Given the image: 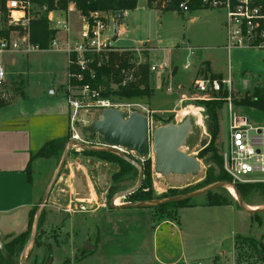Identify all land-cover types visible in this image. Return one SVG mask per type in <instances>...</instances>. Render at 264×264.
<instances>
[{"label": "rangeland", "instance_id": "rangeland-1", "mask_svg": "<svg viewBox=\"0 0 264 264\" xmlns=\"http://www.w3.org/2000/svg\"><path fill=\"white\" fill-rule=\"evenodd\" d=\"M163 2L164 6H167L170 0H163ZM33 10L38 11V9L35 8ZM193 17L196 18L195 21H191ZM224 19L225 13L222 10L206 8L195 9L186 13H180L178 11L161 12L154 9L150 10L147 7L146 0H137L136 10L128 12V15L121 21L122 27L124 28L121 30L119 29L120 31L118 32L116 46L119 47L116 48L117 50L112 54L118 57H126L127 63L131 65V69L127 71L123 70L121 75L133 74V81L129 83L133 84L137 81V77L132 72L136 70L137 67L145 63L150 67L155 66L156 70L153 73H150V71L148 72V74L150 73V87L153 91L150 97H139L126 100L114 95V93L118 91L119 84L112 83L108 88L109 94L102 98L109 99L110 102L116 106L114 108L121 111L131 109V112H140L147 116L149 118L150 139L152 138L153 131L157 127L167 124H180L189 116L191 129L183 146V151L194 156L201 164V172L198 177H162L152 172V163L154 160L153 153H150L149 157L145 159H139L134 153L125 154L133 159L137 166L142 168L143 172L146 162L148 161L151 163V179L148 180L143 176L142 181L148 185V189L143 191H147L149 193L148 196L152 200H165L179 195L198 192L206 188L198 189L197 185L205 179V173L209 168H213L215 174L218 173L215 165L208 161L211 156L210 153L205 154L202 159L197 157L199 152L202 150L204 151L210 144L212 135L207 113L203 107L199 105V101L204 100H195V96H198L197 98L202 96L201 94H197L193 88V82L196 78H200L199 76H201V78H220V76L216 74H222V76L226 78L230 62L232 67L231 91L233 101H240L245 95L251 94L255 86L264 87V52L256 51L262 55L261 60H259L262 68L259 67L257 58L250 56L253 52H249V50H235L232 54L229 53V57L227 51L222 48L225 41ZM74 21L73 19L74 24H79L77 21ZM136 40L141 41V43H136ZM144 43L147 44V52L141 45ZM136 46L140 51L139 53L134 51V48H127ZM187 48L193 49L194 53L192 57L188 59L190 62L189 68L184 69V64L187 60L186 56L188 55ZM34 55H42V53L35 52L29 55L15 56L16 58H22L21 61L19 60L18 69H16L18 63L15 59H12L9 54L4 55L6 57L3 56L5 58V67L11 70L9 73L10 78H7L5 85L6 100L2 101L4 106L9 105L18 97H24L25 84H27L26 82L28 81H30V83L39 81L43 89L48 88V75L46 72L47 69L45 68V65L47 66L46 61L42 62L44 67H41L43 71L41 75L34 74V72L30 75L26 74V70L29 69L28 59L32 58ZM43 55L47 57L58 54L48 51L44 52ZM204 63L209 65L210 72L206 70L208 66H204ZM116 65H118L117 62ZM31 66H33L32 63ZM23 68L25 71L24 74H22ZM115 68H117V66H115ZM197 70H199L198 73ZM167 75H169V77H166ZM164 77L166 78L163 80ZM169 87L171 88V92L167 91ZM49 88H53V86ZM97 90L100 92V95L105 91L103 88ZM63 92L66 93V89ZM182 94L187 95V100L183 102L181 110L179 109L180 105L178 104V100ZM134 105H140L144 109L142 110L137 107L133 108ZM174 106L177 108V112L172 114H154L150 111H169L172 110ZM186 111L191 113L184 114ZM100 112L101 111H97L96 108H90L88 111L84 109L80 110L79 122L73 127L78 137L76 140H72L73 131L71 124H69L68 134L63 137L64 139L66 138V142L63 149L59 151L58 156L55 158V170L65 148L73 141L82 143L90 148L101 147L103 150L108 149L107 146H104L98 135L84 133L82 131V127L89 125L92 121L97 119ZM192 112L196 114H192ZM234 112L245 116L247 123L251 127H264V114L261 112L236 106L234 107ZM217 116L218 135L214 141V147L221 156L223 146H225L224 143L227 138L229 124V113L225 103L217 110ZM120 172L121 165L98 156L88 155L79 146L73 147L69 151L63 169L42 209L44 216L38 237L40 247L33 248L30 257L25 259V263L32 264L35 261L37 264L41 262H45V264H64L65 262L62 263L61 261L63 256L58 257L57 253L55 254L58 243L68 245L69 241V239L65 237V234L61 235L60 233L61 236H59V226L61 222L66 217L81 214L88 215L101 206L109 209L111 199L117 193L133 188L138 180V171L136 169L134 171H127L124 175ZM74 180L76 182L81 181L82 187H80V190H83V195H91L90 201L73 198L72 195L75 192L73 186ZM83 187L85 188L83 189ZM218 190L224 198L233 203H237V200L233 199L225 189ZM117 199L119 205H124L134 200L133 197L129 196L125 198L117 197ZM208 200L206 196H202L190 200L188 204H205ZM246 204L259 208L264 206V197L257 192H253L248 196L245 205ZM81 207H83L84 210H81ZM177 208L178 207L174 205L160 210L155 208V216L159 217L165 215L170 217L174 215ZM66 210H70V213ZM178 214L182 224L185 225L189 222L190 217L184 211H180ZM260 220L264 224V215H261ZM31 235L32 228L29 237L25 240L24 246L30 240ZM92 241L93 238L91 239V242ZM30 246L32 249L33 243ZM90 247L92 246L90 245ZM245 247L247 250H253V247L248 243L244 244V248ZM254 250H256L257 253L255 252L252 254L254 256L253 260L256 261L255 263H260L262 252L256 248ZM0 251H4L3 248L0 249ZM81 253L82 251L78 250L74 255ZM20 255L21 252L18 253L16 257H13V264L14 262L20 264ZM67 255L68 257L70 256L69 252H67L66 256ZM53 259H55L54 263ZM83 260L84 259H79L77 263L89 264L87 261L81 262ZM73 261L76 262V260Z\"/></svg>", "mask_w": 264, "mask_h": 264}, {"label": "crops", "instance_id": "crops-1", "mask_svg": "<svg viewBox=\"0 0 264 264\" xmlns=\"http://www.w3.org/2000/svg\"><path fill=\"white\" fill-rule=\"evenodd\" d=\"M149 9L157 10L154 7ZM59 15L63 14L59 12ZM68 17L73 30L77 31L79 24H74L73 19L79 23V13H70ZM195 19L193 17L191 21ZM122 28L124 27L121 23L120 30ZM135 42L141 43L139 40ZM141 45L147 52V44ZM222 48L227 51L225 41ZM235 50L238 49L229 53L232 54ZM48 51H38L42 55H34L28 59L29 69L26 70L28 75L33 72L41 75L42 62L46 61L48 88L43 89L39 81H28L23 98L18 97L9 105L0 108V239L3 247L11 239L28 230L30 212L35 207L38 208L55 172V158L31 160V156L46 142L61 139L68 134L70 110L63 92L67 85V59L65 54L59 52H54L58 55L45 57L43 53ZM249 52H253L250 56L257 58L258 65L262 68L259 63L262 55L256 51ZM229 53L227 52L230 57ZM9 56L18 63V69L22 58H16V54ZM4 57L2 62L5 66ZM205 65L208 66L206 70L210 72L209 65L204 63ZM10 71L6 68L8 79ZM227 71L232 81L230 62ZM24 73L23 68L22 74ZM216 75L221 79L228 78V75L226 78L222 74ZM52 86L53 88H49ZM50 90L54 91L53 96L48 95ZM186 100L185 94L179 97V109L182 110V104ZM150 111L154 114H172L177 112V108L174 106L169 111ZM29 164L31 181L25 171ZM73 186L74 199L91 200V195H83V190H80L81 181L74 180ZM180 211L190 217L185 225L180 222ZM175 219L176 221L155 218L153 211L148 208L108 209L101 206L88 215L81 214L63 219L59 226V236L65 234L69 241L68 245L58 243L55 254L57 253L58 257L63 256L62 263L67 261L68 264L80 263H77L79 254L74 255L78 250L90 252L81 261H87L89 264H237L238 260L240 264H247L256 262L252 255L254 251L240 247L237 237L254 239L264 246V224L260 226L252 214L241 211L235 204H192L178 209ZM95 233L97 242L93 247L91 239ZM67 252L69 257L66 256ZM261 261L263 262L264 258L260 263Z\"/></svg>", "mask_w": 264, "mask_h": 264}, {"label": "built area", "instance_id": "built-area-1", "mask_svg": "<svg viewBox=\"0 0 264 264\" xmlns=\"http://www.w3.org/2000/svg\"><path fill=\"white\" fill-rule=\"evenodd\" d=\"M33 1L6 0L4 6L0 4V101L6 100L7 72L2 62L4 55L22 56L48 50L65 54L67 69L75 67L77 70L75 74L67 73L66 93H64L70 110L69 124L73 131L72 140H76L78 137L73 127L79 122L80 110L88 111L90 108H96L97 111H101L116 107L109 99L102 98L100 92L93 90L90 84L84 83V73L87 72L90 81H93L95 76L90 67L93 63L91 58L95 57L96 66L100 67L108 62V55L117 50L118 47L114 44L117 41L121 21L128 15V11L121 12V19L118 18L117 13L111 11H94L87 16H82L76 10V0H68L66 10L47 13L49 27L55 31V36L48 50H40L30 43L29 24L35 13ZM158 1H161L163 8L166 7L163 0ZM190 1L184 0L179 3L180 13L190 11ZM199 1L203 9L224 11L225 47L228 53L233 49L264 52V0ZM59 12L63 15L60 16ZM74 12L79 13L77 31L73 30L68 17ZM134 51L140 52L137 47ZM193 53V49L189 48L184 69L189 68L188 59ZM155 70V66L150 67V72ZM132 81V74L124 75L119 87H126ZM193 88L197 94L202 95V98L195 96V100H222L227 105L228 133L221 158L223 171L231 179V184L235 186L236 184L264 183V127H251L245 116L234 112L230 73L227 79L197 78L193 82ZM167 91L171 92V88L169 87ZM48 95L53 96L54 91H48ZM135 107L144 109L140 105H134L133 108ZM125 112L132 113L131 109ZM145 117L149 125V118ZM116 150L124 155L133 153L122 148H116ZM80 209L84 210L83 207ZM66 211L70 213V210Z\"/></svg>", "mask_w": 264, "mask_h": 264}, {"label": "trees", "instance_id": "trees-1", "mask_svg": "<svg viewBox=\"0 0 264 264\" xmlns=\"http://www.w3.org/2000/svg\"><path fill=\"white\" fill-rule=\"evenodd\" d=\"M6 0H0V4L4 6V2ZM182 0H170V3L163 8L161 6V1L158 0H147V5L149 8L154 7L157 10H163V12H169V11H179L178 5ZM76 10L80 12L82 16H87L90 12L94 11H101V12H123V11H133L137 7V0H97L95 2H92L90 0H76ZM34 8L38 9V11H35L34 18L30 21L29 24V35H30V43L36 47H38L40 50H48L50 43L52 39L55 36V31L51 30L49 27V22L47 20V13L51 11H64L67 8L68 0H34ZM155 4V5H154ZM45 8V10H43ZM189 9L195 10V9H203L201 7V2L199 0H191L189 3ZM126 58V57H125ZM123 56H117L112 53L108 55V62L104 65H101L100 67L96 66V59L95 57H92L93 63L90 65L92 71L94 72L95 79L93 81H90L88 77V73H84V83L90 84L91 88L93 90H97L99 88H103L105 91L101 93V97H105L109 94V87L111 84H120L124 75H121V72L123 70H129L131 69V65H129L127 62V59H125ZM116 62L118 65H116ZM117 66V68H115ZM150 71L148 64L145 63L144 65H140L137 67L136 70H134L132 73L137 77V81L133 84H129L126 87H119L118 91L114 93L115 96L130 100L133 98H139V97H150L152 94V89L150 87ZM68 72L70 74H75L77 72L75 67L68 68ZM130 72V71H129ZM133 75V74H132ZM199 105L203 107V109L206 111L208 120L210 121V132L212 135V139L210 141V144L206 147V149L198 154V158L202 159L205 154L210 153L211 156L209 157L208 161L215 165L216 169L218 170V173L215 174V171L213 168H209L205 173V179L197 185V188H204L212 184L220 183V182H228L231 183V179L226 175V173L223 171L222 168V158L218 154L216 148L214 147V141L218 135V116H217V110L220 109L224 101L222 100H215V101H199ZM234 106L236 107H244V108H250L257 110L264 114V87L255 86L252 89L251 94L245 95V97L240 101H233ZM4 104L2 101H0V108L3 107ZM66 138L61 139H55L46 142L33 156H31V160L35 158H56L58 156L59 151L63 149V146L65 144ZM84 152L88 155H94L98 156L102 159L111 160L112 162H115L118 165H121V174L127 173V171H134V167H132L128 162L125 160L119 158L118 156L106 152V151H87L84 150ZM26 173L28 175V180L31 181L30 172L31 167L30 164L27 165ZM143 176L150 180L151 179V163L146 162L144 167ZM235 188L237 189L242 201L244 203L247 202L248 196H250L251 193L257 192L262 197H264V184H250V185H240L236 184ZM145 189H148V185L142 181L141 186L138 188L137 191L130 194L129 197H133V201H129V203L132 202H140V201H151L152 199L148 196L149 193L147 191H143ZM209 200L207 201V206H228L231 205L233 202L227 200L224 198L219 190L209 192L207 195H205ZM190 200L187 201H180L176 203H170L162 206H153V207H147L148 209H151L153 211V217L155 218H168L170 220L176 221V213L177 210L180 208L189 207L190 204H188ZM236 206L239 208L237 203ZM177 206L174 215L168 217L165 215H161L159 217L155 216V208L157 210H160L162 208L168 207V206ZM110 208V207H109ZM37 207H35L31 212L29 216V228L26 232L20 234L19 236L11 239L7 244L4 245L3 250L0 251V264H13V257H16L18 253L22 252L24 248L25 240L29 237L30 230L32 228L33 220L35 217V213L37 211ZM253 217L257 220V223L261 226L263 225L262 221L260 220L261 215L260 214H252ZM43 216L44 213L41 211V215L38 222L37 231L35 234V240L33 242V248L34 247H40V243L38 241L39 237V231L41 228V225L43 223ZM93 243L91 244L93 247L97 242V233H95V237L93 238ZM237 242L240 247L244 246L245 243H248L250 246L253 247L254 253L256 250H259L262 252V258H264V246L261 243H258L254 239L250 238H242L237 237ZM48 248V245H47ZM32 250H30L28 257H30ZM257 253V252H256ZM90 254L88 250H84L81 254L78 255V259H82L86 255ZM262 260V259H261ZM14 264H17L14 262ZM32 264H37L35 261ZM39 264H45V262H41ZM64 264H68L66 261ZM237 264H240V260H238ZM247 264H257L255 262H248ZM260 264H264V261Z\"/></svg>", "mask_w": 264, "mask_h": 264}, {"label": "water", "instance_id": "water-1", "mask_svg": "<svg viewBox=\"0 0 264 264\" xmlns=\"http://www.w3.org/2000/svg\"><path fill=\"white\" fill-rule=\"evenodd\" d=\"M119 19L122 18V13L118 12ZM191 129L190 117L187 116L180 124H167L157 127L152 138L149 137V125L146 117L138 112L127 113L116 108L103 109L97 119L89 125L82 127L84 133L98 135L103 144L108 149H94L87 147L82 143L71 142L65 148L61 159L56 167V170L48 184L47 189L42 195L40 204L35 213L32 235L26 246L23 248L20 255V264H26L27 247L33 243L41 211L45 206L50 192L55 185L60 172L66 162L69 151L73 146H79L87 151H106L118 155L121 159L128 162L134 169L138 171V180L135 186L129 190L117 193L110 201V209H140L153 206H162L180 201L193 200L207 195L209 192L218 189H225L226 185H231L237 195V204L241 211L250 214L264 215V209H255L249 211L245 207L235 186L228 182H220L210 185L198 192L179 195L165 200L140 201L132 203H123L124 205H116L114 201L117 197L125 198L134 193L141 186L143 180L142 168L138 167L135 161L124 154H120L116 148H122L133 152L139 159L149 157L153 153L154 160L152 163V172L162 177H198L201 172V164L194 157L183 151V146ZM116 150V151H115ZM2 240L0 239V249H2Z\"/></svg>", "mask_w": 264, "mask_h": 264}, {"label": "bare ground", "instance_id": "bare-ground-1", "mask_svg": "<svg viewBox=\"0 0 264 264\" xmlns=\"http://www.w3.org/2000/svg\"><path fill=\"white\" fill-rule=\"evenodd\" d=\"M185 113H191V112H184V114ZM192 114H196V113H194V112H192ZM94 149H98V148H94ZM225 190L228 192V194L233 198V199H235V200H237V195H236V193H235V190L233 189V187L231 186V185H226L225 186ZM117 201H118V199H116L115 201H114V203L116 204V205H119L118 203H117ZM245 207H246V209L247 210H249V211H253V210H255V209H264V206H261V207H254V206H250V205H245ZM31 249V246H28L27 247V250H26V252H28L29 250Z\"/></svg>", "mask_w": 264, "mask_h": 264}]
</instances>
